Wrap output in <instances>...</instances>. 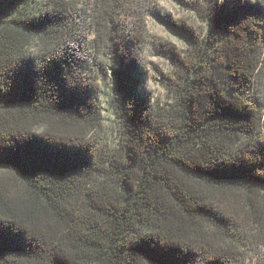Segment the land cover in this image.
<instances>
[{
  "label": "trees",
  "instance_id": "obj_1",
  "mask_svg": "<svg viewBox=\"0 0 264 264\" xmlns=\"http://www.w3.org/2000/svg\"><path fill=\"white\" fill-rule=\"evenodd\" d=\"M147 2L0 0V264H264V0Z\"/></svg>",
  "mask_w": 264,
  "mask_h": 264
},
{
  "label": "rangeland",
  "instance_id": "obj_2",
  "mask_svg": "<svg viewBox=\"0 0 264 264\" xmlns=\"http://www.w3.org/2000/svg\"><path fill=\"white\" fill-rule=\"evenodd\" d=\"M147 5L142 14L146 25V31L150 35V39L156 42H169L174 46L175 50L181 49L185 51L184 39L177 35L176 32L170 30L166 24L157 16L146 13V11H157L161 16H168L173 20L185 21L192 26L197 32H204V24L199 18V15L193 9L187 8L193 3L198 4L200 0H147ZM154 13V12H153ZM141 63L145 64L147 72L144 77L146 79V91L155 96L163 95L161 88L158 87V82L167 77L172 72V64L167 56L158 53L153 44L147 43L140 53ZM165 75V76H164ZM106 76V75H105ZM105 76L103 78L107 79ZM107 90L103 88L102 95H106ZM106 123V122H105ZM101 135H107L110 141H116L117 132L113 131L110 123L103 127Z\"/></svg>",
  "mask_w": 264,
  "mask_h": 264
}]
</instances>
